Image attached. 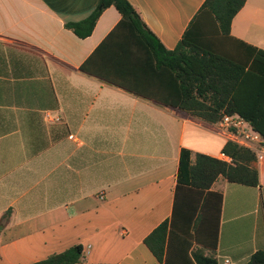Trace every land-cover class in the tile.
Here are the masks:
<instances>
[{
    "label": "crops",
    "instance_id": "crops-1",
    "mask_svg": "<svg viewBox=\"0 0 264 264\" xmlns=\"http://www.w3.org/2000/svg\"><path fill=\"white\" fill-rule=\"evenodd\" d=\"M101 1L0 0V264H34L77 245L80 264H197L196 228L214 232L218 264H248L264 252V151L260 186L220 177L211 191L221 206L200 223L204 197L177 194L182 150L218 159L229 140L218 124L81 73L121 15L105 10L85 39L67 24ZM129 1L175 50L207 0ZM214 39L211 51L254 69L264 0H248L230 36ZM173 217L161 262L145 241Z\"/></svg>",
    "mask_w": 264,
    "mask_h": 264
},
{
    "label": "trees",
    "instance_id": "trees-1",
    "mask_svg": "<svg viewBox=\"0 0 264 264\" xmlns=\"http://www.w3.org/2000/svg\"><path fill=\"white\" fill-rule=\"evenodd\" d=\"M247 1L207 0L197 29L193 23L175 50L163 45L129 0H102L86 20L69 23L67 28L85 39L92 35L104 11L116 8L120 22L82 65L81 73L211 124H219L225 115H238L264 139V50L256 49L254 69L247 70L209 49L215 37L230 36L233 21ZM190 34L196 41L192 42ZM223 153L232 159L231 164L188 149L181 153L177 194L190 190L204 197L200 223L212 203L215 209L221 206L222 196L211 191L220 177L230 183L260 186L257 152L229 141ZM174 220L165 221L145 241L161 262L175 230ZM195 230L196 241L204 245L194 252L196 263L218 264L214 232L209 229L204 238ZM207 241L213 245L207 246ZM85 259L84 248L77 245L34 264H80ZM248 264H264V252L253 255Z\"/></svg>",
    "mask_w": 264,
    "mask_h": 264
},
{
    "label": "built area",
    "instance_id": "built-area-1",
    "mask_svg": "<svg viewBox=\"0 0 264 264\" xmlns=\"http://www.w3.org/2000/svg\"><path fill=\"white\" fill-rule=\"evenodd\" d=\"M218 131L223 136L227 137L229 141L235 142L242 147L253 150L259 154L264 151L263 137L255 132L251 125L242 117L238 115H225L222 121L218 124ZM74 139V136L71 137ZM219 160L232 163V159L226 154H220ZM226 261V264H229Z\"/></svg>",
    "mask_w": 264,
    "mask_h": 264
},
{
    "label": "rangeland",
    "instance_id": "rangeland-1",
    "mask_svg": "<svg viewBox=\"0 0 264 264\" xmlns=\"http://www.w3.org/2000/svg\"><path fill=\"white\" fill-rule=\"evenodd\" d=\"M262 148H264V145L262 146Z\"/></svg>",
    "mask_w": 264,
    "mask_h": 264
}]
</instances>
